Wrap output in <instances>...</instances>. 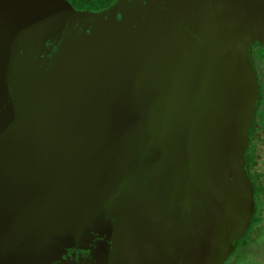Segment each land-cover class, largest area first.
I'll list each match as a JSON object with an SVG mask.
<instances>
[{"label": "water", "instance_id": "obj_1", "mask_svg": "<svg viewBox=\"0 0 264 264\" xmlns=\"http://www.w3.org/2000/svg\"><path fill=\"white\" fill-rule=\"evenodd\" d=\"M259 47L264 0H0V264H234Z\"/></svg>", "mask_w": 264, "mask_h": 264}, {"label": "crops", "instance_id": "obj_2", "mask_svg": "<svg viewBox=\"0 0 264 264\" xmlns=\"http://www.w3.org/2000/svg\"><path fill=\"white\" fill-rule=\"evenodd\" d=\"M262 204V222H258L254 233L245 242L234 264H264V201Z\"/></svg>", "mask_w": 264, "mask_h": 264}, {"label": "flooded vegetation", "instance_id": "obj_3", "mask_svg": "<svg viewBox=\"0 0 264 264\" xmlns=\"http://www.w3.org/2000/svg\"><path fill=\"white\" fill-rule=\"evenodd\" d=\"M68 1L74 9H76L77 11H83V12H101L106 10L109 6H111L115 1L117 0H66ZM258 49H261V47H259ZM256 72L257 75L258 73H260L261 77L264 78V67L262 66V69L258 71L257 68ZM259 83H260V79H259ZM261 84V83H260ZM258 113L259 114H263L264 113V107L260 106L256 118L254 119L255 124L254 126L257 128L259 127V121L257 120L258 117ZM253 131L251 132V137H255L259 142H262L264 140L263 135L260 133L258 134L257 132H255L254 127Z\"/></svg>", "mask_w": 264, "mask_h": 264}, {"label": "rangeland", "instance_id": "obj_4", "mask_svg": "<svg viewBox=\"0 0 264 264\" xmlns=\"http://www.w3.org/2000/svg\"><path fill=\"white\" fill-rule=\"evenodd\" d=\"M252 62L254 64V67L259 70L262 69V66L264 67V50H261V49H253L252 51ZM258 77L260 79V90H261V103H260V106H263L264 107V78L261 77L260 73H258ZM264 77V76H263ZM257 120L259 121V127H255L254 126V129H255V132H257L258 134H262L263 137H264V113L263 114H259L258 113V117H257ZM252 131H253V128H252ZM251 131V132H252ZM261 143V149H260V152H261V155L264 157V140L262 142H259ZM260 218H258L256 220V222H262V221H259ZM255 223V222H254ZM253 223V224H254ZM255 229V226H253L251 228V231H253ZM250 235V234H249ZM264 236V234H263Z\"/></svg>", "mask_w": 264, "mask_h": 264}, {"label": "trees", "instance_id": "obj_5", "mask_svg": "<svg viewBox=\"0 0 264 264\" xmlns=\"http://www.w3.org/2000/svg\"><path fill=\"white\" fill-rule=\"evenodd\" d=\"M259 108H260V106H259ZM258 110H259V109H258ZM257 112H258V111H257ZM257 112H256V114H255V118H256ZM254 124H255V121H254ZM254 124H253L252 127H254ZM252 127H251L250 132H249V135H250V138H251V142H253L254 140H255V141H258L255 137H251ZM258 142H259V141H258ZM250 148H251V147H250ZM250 148H249V149H250ZM250 154H254L252 150H249L247 156H248V159H249L250 164H251V169H253V167H254L255 164H256V161H255L254 158H251V157H250ZM252 180H253V178H252ZM257 203H258V201H257Z\"/></svg>", "mask_w": 264, "mask_h": 264}]
</instances>
